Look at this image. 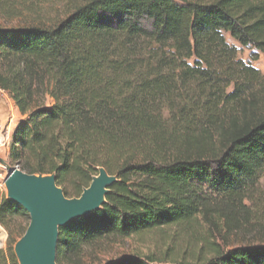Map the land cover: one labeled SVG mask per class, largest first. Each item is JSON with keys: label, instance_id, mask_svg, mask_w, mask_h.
Here are the masks:
<instances>
[{"label": "trees", "instance_id": "obj_1", "mask_svg": "<svg viewBox=\"0 0 264 264\" xmlns=\"http://www.w3.org/2000/svg\"><path fill=\"white\" fill-rule=\"evenodd\" d=\"M45 2L0 0L1 20L22 21L0 25V89L27 116L12 135L13 166L55 174L68 198L99 167L117 178L98 210L59 227L57 264H84L85 250L107 240L189 232L201 217L216 224L209 198L255 194L264 180V75L225 34L253 50L252 60L264 56V0H83L53 24L40 15ZM17 218L27 211L2 193L0 264H18ZM174 257L99 264H264V244L204 241Z\"/></svg>", "mask_w": 264, "mask_h": 264}, {"label": "rangeland", "instance_id": "obj_2", "mask_svg": "<svg viewBox=\"0 0 264 264\" xmlns=\"http://www.w3.org/2000/svg\"><path fill=\"white\" fill-rule=\"evenodd\" d=\"M82 1L48 0V2L41 5L40 11L42 12H40V15H42V20L48 24H53L63 17V14L67 12L72 4H78ZM21 22L18 19L12 21L0 19V25L4 27H16L21 25ZM225 37L228 43L239 48V58L259 69L261 74L264 75V56L262 54H259L257 60H252L253 50L240 47L228 34H225ZM181 93L184 97H191L194 91L192 88H186ZM43 102L46 106L52 104V100L49 97H44ZM26 117V115L20 114L8 94L0 89V195L4 193L6 197L4 180L7 171L2 162L13 166V159L10 156L12 135L17 124L26 119ZM263 185L264 180L261 179L255 194L250 195L243 202H239V198L229 199L231 202L226 197L213 196L209 198L213 219L216 224H212L201 217L192 231L189 232L175 231L174 228L168 227L139 237L116 241L107 240L94 248L85 250L83 263L99 264V262L113 260L123 255L136 253L143 255L166 251L177 256V258L174 257L172 260H177L183 251H186V253L191 250L198 251L204 241L219 245L223 249L239 245L264 244ZM221 215H227L229 222L226 223ZM29 220L30 218H17L15 221L17 229H24L25 231ZM7 241L8 233L0 225V250L6 248ZM152 264H176V262H154Z\"/></svg>", "mask_w": 264, "mask_h": 264}, {"label": "water", "instance_id": "obj_3", "mask_svg": "<svg viewBox=\"0 0 264 264\" xmlns=\"http://www.w3.org/2000/svg\"><path fill=\"white\" fill-rule=\"evenodd\" d=\"M2 165L7 171V198L23 207L30 218L13 246L18 264H57L59 227L98 210L105 203L108 187L117 179L99 167L89 186L78 197L68 198L56 184L55 174H29L5 162Z\"/></svg>", "mask_w": 264, "mask_h": 264}]
</instances>
